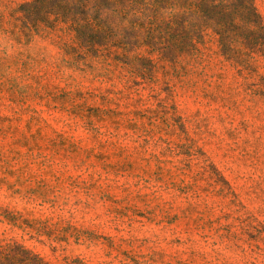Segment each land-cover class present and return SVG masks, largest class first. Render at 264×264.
Masks as SVG:
<instances>
[{
  "label": "rangeland",
  "instance_id": "rangeland-1",
  "mask_svg": "<svg viewBox=\"0 0 264 264\" xmlns=\"http://www.w3.org/2000/svg\"><path fill=\"white\" fill-rule=\"evenodd\" d=\"M30 1L0 0V243L47 264H264V55L228 59L208 28L140 66L115 41L147 27L132 5L94 55L23 28Z\"/></svg>",
  "mask_w": 264,
  "mask_h": 264
},
{
  "label": "trees",
  "instance_id": "trees-1",
  "mask_svg": "<svg viewBox=\"0 0 264 264\" xmlns=\"http://www.w3.org/2000/svg\"><path fill=\"white\" fill-rule=\"evenodd\" d=\"M148 1L32 0L20 4L18 11L23 28L30 32L68 29L89 53L98 55L104 42L115 37L109 36L108 30L115 26L117 14H125L132 5L148 18L147 27L135 28L141 23V17H136L131 21L132 33L115 41L121 43L127 39V46L144 48L146 54L134 57V62L140 66L153 65V55L164 59L194 53L208 28L218 38L222 54L228 59L238 61L239 57L258 51L264 55V23L253 0ZM163 9L170 12L159 17ZM33 253L17 241L0 243V264H47Z\"/></svg>",
  "mask_w": 264,
  "mask_h": 264
}]
</instances>
